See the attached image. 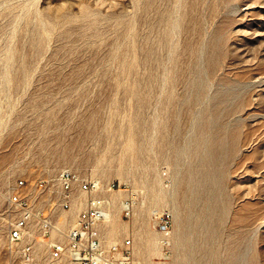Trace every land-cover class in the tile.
I'll list each match as a JSON object with an SVG mask.
<instances>
[{"label":"rangeland","instance_id":"rangeland-1","mask_svg":"<svg viewBox=\"0 0 264 264\" xmlns=\"http://www.w3.org/2000/svg\"><path fill=\"white\" fill-rule=\"evenodd\" d=\"M64 169L131 189L138 264H264V0H0V264L15 180Z\"/></svg>","mask_w":264,"mask_h":264},{"label":"built area","instance_id":"built-area-1","mask_svg":"<svg viewBox=\"0 0 264 264\" xmlns=\"http://www.w3.org/2000/svg\"><path fill=\"white\" fill-rule=\"evenodd\" d=\"M115 192L123 195L119 218L128 220L135 199L125 184L67 169L17 178L6 196L3 219L9 264H138L131 232L107 231ZM156 225L168 249L170 213H162Z\"/></svg>","mask_w":264,"mask_h":264},{"label":"bare ground","instance_id":"bare-ground-1","mask_svg":"<svg viewBox=\"0 0 264 264\" xmlns=\"http://www.w3.org/2000/svg\"><path fill=\"white\" fill-rule=\"evenodd\" d=\"M111 231H113V229L110 228V229L108 230V232L111 233Z\"/></svg>","mask_w":264,"mask_h":264}]
</instances>
